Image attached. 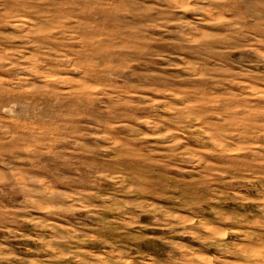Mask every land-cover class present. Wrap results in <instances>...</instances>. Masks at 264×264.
Instances as JSON below:
<instances>
[{
  "label": "rangeland",
  "instance_id": "obj_1",
  "mask_svg": "<svg viewBox=\"0 0 264 264\" xmlns=\"http://www.w3.org/2000/svg\"><path fill=\"white\" fill-rule=\"evenodd\" d=\"M0 264H264V0H0Z\"/></svg>",
  "mask_w": 264,
  "mask_h": 264
}]
</instances>
